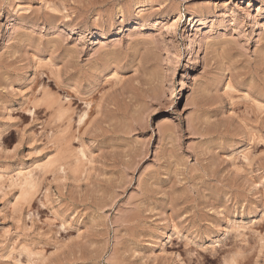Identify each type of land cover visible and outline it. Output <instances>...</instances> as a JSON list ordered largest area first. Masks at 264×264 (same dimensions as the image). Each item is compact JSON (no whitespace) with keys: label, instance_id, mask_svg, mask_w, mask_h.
I'll return each instance as SVG.
<instances>
[{"label":"rangeland","instance_id":"374dc122","mask_svg":"<svg viewBox=\"0 0 264 264\" xmlns=\"http://www.w3.org/2000/svg\"><path fill=\"white\" fill-rule=\"evenodd\" d=\"M0 264H264V0H0Z\"/></svg>","mask_w":264,"mask_h":264},{"label":"bare ground","instance_id":"6f19581e","mask_svg":"<svg viewBox=\"0 0 264 264\" xmlns=\"http://www.w3.org/2000/svg\"><path fill=\"white\" fill-rule=\"evenodd\" d=\"M12 24V23H11ZM102 39H106V37L103 35ZM30 67V66H29ZM31 76L29 75V73H26L23 77L20 78V85L27 83L28 81H30ZM87 113L85 112L82 116H80V123H83L84 119L86 118ZM166 121V120H165Z\"/></svg>","mask_w":264,"mask_h":264}]
</instances>
